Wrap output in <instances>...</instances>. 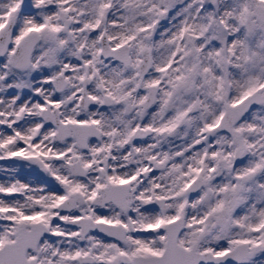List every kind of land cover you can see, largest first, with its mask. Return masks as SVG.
<instances>
[{
	"label": "snow or ice",
	"instance_id": "1",
	"mask_svg": "<svg viewBox=\"0 0 264 264\" xmlns=\"http://www.w3.org/2000/svg\"><path fill=\"white\" fill-rule=\"evenodd\" d=\"M0 161V264H264V0H0Z\"/></svg>",
	"mask_w": 264,
	"mask_h": 264
},
{
	"label": "rangeland",
	"instance_id": "2",
	"mask_svg": "<svg viewBox=\"0 0 264 264\" xmlns=\"http://www.w3.org/2000/svg\"><path fill=\"white\" fill-rule=\"evenodd\" d=\"M26 3H30V0H26ZM162 24H165L166 22L162 21ZM13 165V163H8L7 161H0V167H8ZM19 178L21 180L31 181L36 178L37 182H40L42 179H45L42 173H40L38 170L35 172L29 171L28 169H22L19 173Z\"/></svg>",
	"mask_w": 264,
	"mask_h": 264
},
{
	"label": "bare ground",
	"instance_id": "3",
	"mask_svg": "<svg viewBox=\"0 0 264 264\" xmlns=\"http://www.w3.org/2000/svg\"><path fill=\"white\" fill-rule=\"evenodd\" d=\"M32 183H39V182H37V179L34 178V179L32 180Z\"/></svg>",
	"mask_w": 264,
	"mask_h": 264
}]
</instances>
